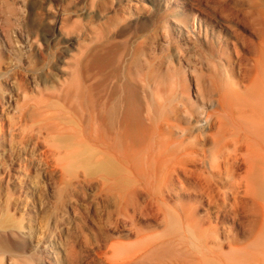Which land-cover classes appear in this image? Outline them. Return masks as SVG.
I'll list each match as a JSON object with an SVG mask.
<instances>
[{
    "label": "rangeland",
    "instance_id": "1",
    "mask_svg": "<svg viewBox=\"0 0 264 264\" xmlns=\"http://www.w3.org/2000/svg\"><path fill=\"white\" fill-rule=\"evenodd\" d=\"M143 1L0 0L1 18L9 23L13 35L29 37L21 38L20 42L16 36L18 47H13L12 52L0 45V72L10 70L17 79L30 83L27 104L23 105L25 98L21 97L10 109L8 94L0 89V127L4 136L9 141L25 140L32 144V158L9 162L17 176L25 174L20 164L27 163L30 171L27 175L30 177L23 182L17 180L14 185L20 190L27 187L40 190L34 196L23 195L27 207L38 210L35 218L38 224L58 235L63 230L81 245L84 260L92 264H106L98 247L110 244L111 225L122 210L125 220L122 238L130 246L135 244L133 247L166 233L164 214L157 205L146 204L148 191L116 160L101 157L94 143L82 145L83 152L68 160L64 168L51 156L50 144L75 145L78 143L75 130L84 128L91 133L97 131L94 135L101 144L111 147L109 151L114 154L120 149L121 140L125 144L129 140L125 131L121 133L123 127L119 124L125 95L129 94L134 97V110L138 113V127L133 130L132 140L140 146L160 138L157 128L162 122L169 120L175 126L188 128L199 107L213 111L211 103L218 98L222 80L219 63L225 61V56L220 45L205 40L204 34L198 37L187 33L185 23L192 14L187 5L191 1L194 7L204 9L208 22H203V32L208 25L210 34L212 23L217 28L221 20L235 24L237 16H242L243 7L242 0H170L169 3L145 0L146 5ZM91 54H96V58ZM85 56L90 57L86 60ZM7 88L10 90V86ZM187 90L194 98V105L183 96ZM67 102L73 104L71 109ZM22 112L28 120L21 125L16 121ZM59 118L65 127L61 131ZM95 118L99 123L93 122ZM103 131L105 135L109 133V138L103 136ZM11 152L20 153V150ZM127 190L132 195L126 203L122 198ZM179 193L191 219L208 227L205 207L193 203L185 189ZM212 224L220 228L227 251L230 244L246 246L250 241L242 235L225 237L223 221L213 219ZM235 227L242 229L240 224ZM82 234L90 237L92 243L86 244ZM152 255L153 262L148 257L145 264H158V255Z\"/></svg>",
    "mask_w": 264,
    "mask_h": 264
},
{
    "label": "bare ground",
    "instance_id": "2",
    "mask_svg": "<svg viewBox=\"0 0 264 264\" xmlns=\"http://www.w3.org/2000/svg\"><path fill=\"white\" fill-rule=\"evenodd\" d=\"M165 1L169 3L170 0ZM242 2V16H237L236 25L233 21L221 20L217 28L212 23L211 32L214 34L209 33L208 25L203 32V22H208L204 9L194 7L191 1L187 5L192 11L190 21L185 23L187 33L198 37L204 34L205 40L220 45L225 56V61L219 63L222 80L218 98L211 103L213 111L199 107L188 128L175 126L169 120L162 122L157 128L160 138L140 146L132 140L133 130L138 127V113L134 110V97L129 94L122 98L124 103L119 115V124L123 127L121 133L125 131L129 140L126 144L121 140L120 149L114 154L109 151L111 147L101 144L95 136L97 131L92 134L84 128L75 130L77 146L50 144L51 156L62 168L68 160L83 152L82 145L95 144L94 148L101 157L116 160L148 191L150 197L146 204L157 205L164 214L166 233L133 247L135 244L130 246L122 238L125 230L122 210L111 225L110 244L98 247L106 264H145L154 253L159 257L158 264H264V0ZM143 4L146 5L147 1L144 0ZM3 20L0 15V45L12 52L13 47H18L15 46L18 39L21 42V38L29 37L23 34H16L19 38L14 36L9 23ZM91 55L96 58V54ZM85 57L87 60L90 56ZM86 68L89 72V66ZM29 84L17 79L10 70L0 72V89L8 94L9 109L21 97L25 98L23 105L27 104ZM9 86L10 90H7ZM183 96L194 105L190 90ZM67 103L71 109L73 104ZM19 117L18 124L28 120L25 112ZM94 120V123L99 121ZM62 127L59 118V131ZM103 134L109 135L104 131ZM31 148L32 144L25 140L9 141L0 127V264H92L84 260L81 245L67 237L63 230L58 231V235L53 229H44L38 224L35 219L38 210L32 211L30 206L27 207L23 195L34 196L40 190L36 192L28 187L20 190L14 185L17 180L23 182L30 177L27 176L30 171L27 163L20 164L25 168V174L17 176L12 173L14 169L9 162L32 158ZM15 150H20V153L11 152ZM184 189L193 203L205 207L210 222L208 227L194 222L186 213L179 193ZM131 195V190H127L122 199L127 203ZM26 207L27 211H23ZM213 219L225 223V237L242 235L250 241L246 246L230 244V250H225L223 234L218 226L212 224ZM237 224L241 225V230H236ZM84 242L92 243L88 236Z\"/></svg>",
    "mask_w": 264,
    "mask_h": 264
}]
</instances>
